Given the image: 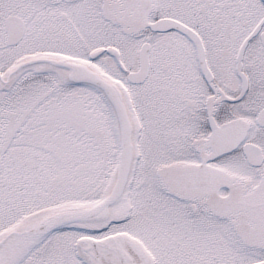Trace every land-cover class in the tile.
Instances as JSON below:
<instances>
[{
  "label": "snow or ice",
  "instance_id": "6c2138e0",
  "mask_svg": "<svg viewBox=\"0 0 264 264\" xmlns=\"http://www.w3.org/2000/svg\"><path fill=\"white\" fill-rule=\"evenodd\" d=\"M0 264H264V0H0Z\"/></svg>",
  "mask_w": 264,
  "mask_h": 264
}]
</instances>
